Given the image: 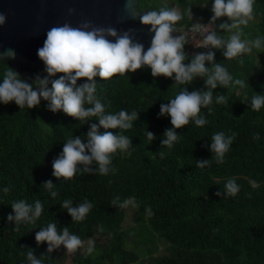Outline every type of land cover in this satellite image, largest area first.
<instances>
[{
	"label": "trees",
	"instance_id": "16d2710c",
	"mask_svg": "<svg viewBox=\"0 0 264 264\" xmlns=\"http://www.w3.org/2000/svg\"><path fill=\"white\" fill-rule=\"evenodd\" d=\"M206 3L207 0H139L138 6L149 10L192 7L194 18L208 21L211 2L203 7ZM254 9L258 13L255 21L244 26L248 38L264 34V15L260 14L264 13V0H256ZM226 19L220 18L217 23ZM187 22L185 17L177 24ZM189 45H185V51L191 55ZM214 51L215 61L224 63L234 78L248 81L249 87L241 90L230 84L215 89L225 95L226 102L214 104L212 114L201 109L208 120L206 125L190 122L176 129L181 136L171 149L161 144L165 129L172 127L170 117L158 116L160 105L179 91V87H172L171 78L153 77L147 67L108 80L94 77L97 95L106 111L123 108L139 112L133 128L125 130V135L132 138V155L117 153L113 159L115 172L108 175L78 173L59 180L52 176V161L66 139L86 134L90 123L98 121L80 124L77 118L48 110L43 100L31 109H20L14 102L0 104V187H10L7 194L0 193V264H26L22 253L29 249L37 258L44 255L45 264H57V251L64 247L49 254L46 242L38 245L35 240L39 228L52 221H56L58 231L68 226L83 241L96 233L107 237L92 254L73 253L71 264H143L130 249L136 242L126 244V232L121 229L125 209L111 204L117 196L121 200L135 197L139 202L137 212L171 246L169 255L149 256L147 264H264V108L255 112L243 103L245 92L249 99L255 92L264 93V52L244 54L240 62V58L227 60L221 50ZM8 67L15 70L9 61H0V77ZM43 70L44 67L37 70L24 65L16 72L31 80L44 75ZM85 79L80 78L78 83ZM187 87L189 91L203 88V78H196ZM147 130L154 134L152 141ZM108 131L118 133L119 129ZM218 131L237 133L224 162L218 164L213 159L210 167H197L196 160L211 158L210 138ZM254 132L260 133L259 140L253 139ZM232 176L237 177L240 192L234 197L216 196L224 180ZM249 178L260 182V188H251ZM47 180L57 185L56 198L43 187ZM67 198L74 205L86 199L93 203L85 220L73 222L61 208ZM18 199L28 203L40 199L44 210L35 224H22L16 230L7 215L13 211L11 203ZM146 206L152 208V216L146 214Z\"/></svg>",
	"mask_w": 264,
	"mask_h": 264
},
{
	"label": "clouds",
	"instance_id": "9594fccd",
	"mask_svg": "<svg viewBox=\"0 0 264 264\" xmlns=\"http://www.w3.org/2000/svg\"><path fill=\"white\" fill-rule=\"evenodd\" d=\"M211 13L208 21L194 18L192 7L184 10L176 6H161L158 9L139 10V20L142 25H150L148 31L152 33L150 46L136 39L132 30L119 31L113 26H95L84 22L78 26L65 22L51 27L46 32L43 46L37 49L38 58L43 62L44 75H36L28 80L8 67L0 77V104L14 102L19 108L31 109L46 101L48 110L62 112L67 116L77 118L80 124L92 120L86 134L71 136L63 143L62 151L52 161V176L70 179L79 174L108 175L115 172L113 164L117 153L131 157L133 149L132 138L125 135V130L134 126L138 119V111L120 109L116 112L106 111V105L97 95V81L94 77L108 80L117 74L134 72L147 67L151 75H163L173 80L172 87H179V91L167 103L160 105L158 116L170 117L172 127L165 129L162 146L171 149L179 142L180 134L176 129L188 125L196 126L208 123L206 114L201 111L207 109L212 114L214 104H224L225 95L214 92L218 87L226 88L235 85L244 90L249 87L248 81L234 78L224 63L215 61V51L221 50L227 60L240 58L244 54H251L254 50L264 52V34H257L248 38L244 33V26L255 20L257 12L254 9L256 0H210ZM209 3L203 6L206 7ZM71 11V10H70ZM264 15V13H260ZM187 17L186 25L177 22ZM223 22L217 23L220 18ZM7 16L0 12V26L6 23ZM222 30V31H221ZM174 33H179L174 35ZM191 44L197 51L189 55L185 45ZM10 57L15 56L13 50H8ZM57 73H62L57 77ZM203 78L204 87L188 90L187 85L196 78ZM80 78H86L78 83ZM244 101L253 111L259 112L264 108V93L255 92L250 97L244 93ZM103 128L104 131H100ZM119 129L118 133L108 131ZM237 136L236 132L226 134L218 131L210 138V159L196 160V166L210 167L213 159L216 163L224 162L226 153ZM254 140L260 139V133L252 134ZM150 141L154 134L147 130ZM161 156L164 152L159 153ZM248 183L253 189H258L261 183L249 178ZM43 187L52 198L59 195L57 185L52 180L44 182ZM241 189L237 177L232 176L224 180L223 189L215 195L218 197H234ZM10 187H0V193L7 194ZM0 195V199H2ZM111 204L120 209L139 207V202L133 196L123 200L115 197ZM63 210L71 216L73 222L85 220L93 208V203L85 200L74 205L71 198L64 199L60 204ZM12 213L7 215L9 222L15 223L16 230L22 224H35L44 210V202L36 199L28 203L24 199L11 203ZM146 214L152 216L150 206L145 208ZM35 233L37 244L46 242V252L51 254L63 246L68 253L82 250L89 255L95 251V241L89 239L87 245L80 236L69 231L68 226L57 229L56 221L47 223ZM26 264H45L43 256L37 258L33 250L26 253ZM24 264V262H22Z\"/></svg>",
	"mask_w": 264,
	"mask_h": 264
},
{
	"label": "water",
	"instance_id": "95a60500",
	"mask_svg": "<svg viewBox=\"0 0 264 264\" xmlns=\"http://www.w3.org/2000/svg\"><path fill=\"white\" fill-rule=\"evenodd\" d=\"M139 0H0V12L7 16L0 26V61H9L15 71L21 66L37 70L44 67L37 49L43 46L46 32L53 26L90 22L95 26H113L119 31L132 30L147 49L152 33L142 25ZM71 10V11H70ZM179 33H174L178 35ZM8 50L15 52L10 57Z\"/></svg>",
	"mask_w": 264,
	"mask_h": 264
},
{
	"label": "rangeland",
	"instance_id": "374dc122",
	"mask_svg": "<svg viewBox=\"0 0 264 264\" xmlns=\"http://www.w3.org/2000/svg\"><path fill=\"white\" fill-rule=\"evenodd\" d=\"M255 21V20H253ZM189 50L193 54L200 51L194 48L191 44L189 45ZM121 229L126 232L124 235L126 239L127 246L133 249L142 260L143 264H147V257L149 256H160L162 254H170L171 246L170 244L158 233H156L151 226L147 223L146 218L137 212V208H132L131 206L125 209V218L122 222ZM95 241V251L98 244H104V240L107 239L106 235L96 233L93 238H89ZM85 240V246L87 241ZM79 255L84 252L82 250L76 251ZM73 253L66 252V249H60L57 251L58 263L57 264H71L73 262ZM142 258V259H141ZM150 259V258H149ZM136 264V263H131Z\"/></svg>",
	"mask_w": 264,
	"mask_h": 264
},
{
	"label": "built area",
	"instance_id": "2783aa9c",
	"mask_svg": "<svg viewBox=\"0 0 264 264\" xmlns=\"http://www.w3.org/2000/svg\"><path fill=\"white\" fill-rule=\"evenodd\" d=\"M203 22H205V21H203ZM206 23V22H205Z\"/></svg>",
	"mask_w": 264,
	"mask_h": 264
}]
</instances>
